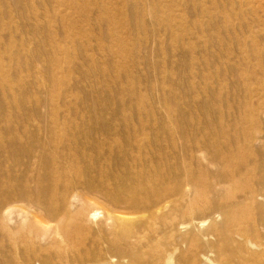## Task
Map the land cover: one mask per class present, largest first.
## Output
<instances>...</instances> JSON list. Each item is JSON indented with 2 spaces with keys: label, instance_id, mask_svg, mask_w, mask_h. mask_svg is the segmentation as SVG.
Returning a JSON list of instances; mask_svg holds the SVG:
<instances>
[{
  "label": "rangeland",
  "instance_id": "374dc122",
  "mask_svg": "<svg viewBox=\"0 0 264 264\" xmlns=\"http://www.w3.org/2000/svg\"><path fill=\"white\" fill-rule=\"evenodd\" d=\"M185 171L205 200L132 205ZM183 213L203 228L163 226ZM231 215L264 223V0H0V264H86L125 228L168 257Z\"/></svg>",
  "mask_w": 264,
  "mask_h": 264
},
{
  "label": "bare ground",
  "instance_id": "6f19581e",
  "mask_svg": "<svg viewBox=\"0 0 264 264\" xmlns=\"http://www.w3.org/2000/svg\"><path fill=\"white\" fill-rule=\"evenodd\" d=\"M246 163L245 156H242L240 165L245 166ZM204 179V177H200L198 180L197 177L194 179L192 174L185 171L182 177L179 179L177 178L176 184L172 187H151L149 190L139 188L136 191L145 194V200L143 199V201H140L133 199L132 205L137 207L140 204L143 206L147 205L149 208L158 210L161 207L164 208L166 205L168 206V204L176 207V204L181 203L183 206H186L185 208H192L197 204L196 201L206 199L207 183ZM245 184L247 185L248 183ZM182 185H185L187 188L190 187L191 189L201 188V190H199V192L195 191L196 193L194 192V195L192 191L193 196H191L185 191H181L182 189L180 186ZM169 194L174 195L169 197ZM249 195L250 200H255L259 193L251 191ZM65 212L66 214L69 213L68 205H66ZM231 213L235 215V212L231 211ZM240 214L241 212L237 215ZM233 215L229 218H225L223 231H218L214 225H210L205 233L202 232L200 235H196L198 232L196 234H190V237H188L189 239H185L187 237H179L177 240L174 239L175 237L171 238L173 239V243H170L171 241L168 243L170 251L166 250L169 251L168 257H166L164 252L159 250L158 247L152 250V247L155 245L150 246L149 253L146 254L143 252L141 255H138L137 248L142 246V241L144 238L146 239V237L142 234L133 236V234L125 228L120 236V242L126 245V250L110 249L108 252H102L98 259H93L94 261L89 260L90 262L86 264H264V232L262 233L258 229L260 226H264V223L261 222L257 224L254 222L255 218H232ZM172 220L173 218L171 221ZM176 222L177 223L174 224V220L172 222L164 221L163 226L168 227L170 231L178 232V230L189 229V231L192 232L195 229H202L204 223L203 220L196 221L184 213L181 220H176ZM127 224L129 225V223ZM247 225L250 226L247 228ZM123 226H125V224ZM156 237L154 238L155 240ZM150 240H148L149 243ZM157 241L159 242V240ZM147 245L148 243H145V247L149 250ZM166 247L168 246L166 245ZM174 253L178 255L176 254L177 256L176 258L173 257V260L172 255Z\"/></svg>",
  "mask_w": 264,
  "mask_h": 264
}]
</instances>
